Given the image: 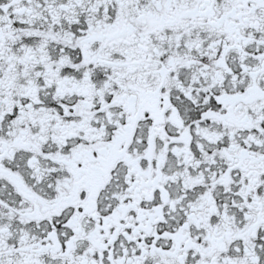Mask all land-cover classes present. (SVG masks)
<instances>
[{
  "label": "snow or ice",
  "instance_id": "snow-or-ice-1",
  "mask_svg": "<svg viewBox=\"0 0 264 264\" xmlns=\"http://www.w3.org/2000/svg\"><path fill=\"white\" fill-rule=\"evenodd\" d=\"M0 264H264V0H0Z\"/></svg>",
  "mask_w": 264,
  "mask_h": 264
}]
</instances>
